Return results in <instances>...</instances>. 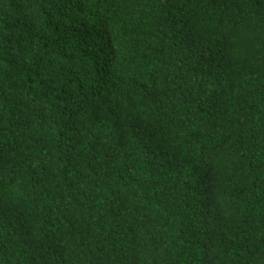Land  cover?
<instances>
[{
  "label": "trees",
  "instance_id": "1",
  "mask_svg": "<svg viewBox=\"0 0 264 264\" xmlns=\"http://www.w3.org/2000/svg\"><path fill=\"white\" fill-rule=\"evenodd\" d=\"M0 264H264V0H0Z\"/></svg>",
  "mask_w": 264,
  "mask_h": 264
}]
</instances>
